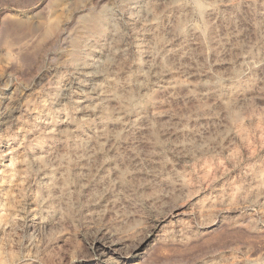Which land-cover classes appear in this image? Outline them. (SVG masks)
<instances>
[{
	"label": "rangeland",
	"instance_id": "obj_1",
	"mask_svg": "<svg viewBox=\"0 0 264 264\" xmlns=\"http://www.w3.org/2000/svg\"><path fill=\"white\" fill-rule=\"evenodd\" d=\"M0 264H264V0H0Z\"/></svg>",
	"mask_w": 264,
	"mask_h": 264
},
{
	"label": "bare ground",
	"instance_id": "obj_2",
	"mask_svg": "<svg viewBox=\"0 0 264 264\" xmlns=\"http://www.w3.org/2000/svg\"><path fill=\"white\" fill-rule=\"evenodd\" d=\"M146 240L147 237L143 238L141 242H139V244L133 249V251H137L140 248V246L146 242ZM97 250L101 252V254H107L108 252L116 251V249L112 245H108L106 243L98 245Z\"/></svg>",
	"mask_w": 264,
	"mask_h": 264
}]
</instances>
